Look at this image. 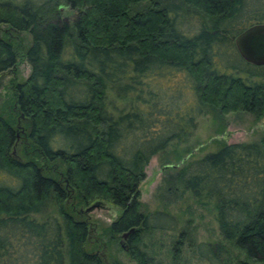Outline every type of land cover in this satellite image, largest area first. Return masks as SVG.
Instances as JSON below:
<instances>
[{
	"label": "trees",
	"instance_id": "trees-1",
	"mask_svg": "<svg viewBox=\"0 0 264 264\" xmlns=\"http://www.w3.org/2000/svg\"><path fill=\"white\" fill-rule=\"evenodd\" d=\"M180 1L0 0V30L31 37L0 36V75L31 67L0 112V264H104L82 212L94 203L120 209L111 238L139 229L128 254L150 264L141 235L179 224L140 211L151 158L185 146L206 114H264V65L233 44L264 22V0ZM173 184L217 223L221 241L196 244L198 258L264 264V135L184 164Z\"/></svg>",
	"mask_w": 264,
	"mask_h": 264
},
{
	"label": "rangeland",
	"instance_id": "rangeland-1",
	"mask_svg": "<svg viewBox=\"0 0 264 264\" xmlns=\"http://www.w3.org/2000/svg\"><path fill=\"white\" fill-rule=\"evenodd\" d=\"M155 1L159 4H182L180 0ZM147 5L149 4L142 3L139 7ZM59 9L61 20L70 22L77 15V12L63 1ZM4 32L0 30V36L11 37L13 42L20 39L24 47L31 41L30 35L26 32L14 34ZM16 69L17 72L13 70L0 75V112L4 114L7 111L6 98L10 80L17 75L20 78L27 77L31 67L24 59H19ZM224 135L227 136L226 139L223 138ZM263 135L264 114L257 119L242 112L206 114L199 120L197 130L185 146L172 145L165 152L151 158L145 168V179L139 186L140 211L145 215L167 211L176 217L179 224L177 231L174 232L156 230L141 235L138 248L145 251L150 264H207L198 258L194 247L201 242L221 241L217 223L209 211L196 205L189 193L173 184V177L184 164L214 152L225 144L257 141ZM45 212L46 214L51 212V207H46ZM120 213V209L102 204L86 215L91 230L89 244L93 253L102 257L104 264H136L129 257L127 240L123 241L120 236L111 238L107 232L108 227L119 218ZM36 218L39 219L38 216ZM124 244L127 246L126 249ZM240 259H243L242 255Z\"/></svg>",
	"mask_w": 264,
	"mask_h": 264
},
{
	"label": "water",
	"instance_id": "water-1",
	"mask_svg": "<svg viewBox=\"0 0 264 264\" xmlns=\"http://www.w3.org/2000/svg\"><path fill=\"white\" fill-rule=\"evenodd\" d=\"M233 44L242 60L254 66L264 65V22L254 23L244 28L234 36ZM223 138L226 139L227 136L224 135ZM99 207H101L100 203H94L82 212L83 214L88 215L94 209ZM138 231L139 229L134 228L120 237L126 242L130 235ZM124 247L125 249L127 248L126 244H124Z\"/></svg>",
	"mask_w": 264,
	"mask_h": 264
}]
</instances>
